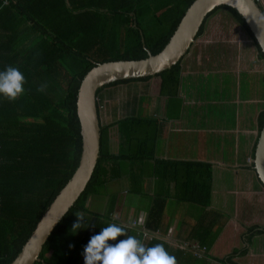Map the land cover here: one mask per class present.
<instances>
[{
  "label": "trees",
  "instance_id": "16d2710c",
  "mask_svg": "<svg viewBox=\"0 0 264 264\" xmlns=\"http://www.w3.org/2000/svg\"><path fill=\"white\" fill-rule=\"evenodd\" d=\"M193 1L0 0V71L14 66L26 78L25 91L15 101L0 95V264H9L17 257L47 207L78 166L81 127L76 101L84 76L100 63L136 60L158 53ZM215 13H221L222 19L228 18L252 40L258 58L264 63V55L241 17L225 6L206 14L194 40L203 34L207 20ZM181 72L179 60L154 75L121 79L97 89L100 143L95 167L84 190L54 226L33 264H84L82 253L90 237L113 222L127 226L128 234L140 239L142 235L134 227L125 225L120 218L113 220L114 204L103 213L88 207L92 197L99 195L108 182L120 179L122 163L166 162L154 158L156 135L151 142L148 129L143 130L141 125L146 117L138 111L125 113L123 109L117 113V119L111 120L114 108H123L120 101L128 95L114 91L118 85L131 84L138 107L152 96L173 99L178 94ZM155 80L156 93L148 90L149 82ZM43 85H46L44 91H38ZM263 121L264 110L258 116L259 129ZM114 137L115 149L111 145ZM168 162L179 168L175 167L173 178L164 179L176 181L179 176L183 193L176 194L174 199L179 201L176 203L168 202L170 193L166 187L153 193L145 228L158 234L150 240L147 237L144 243L147 246L164 243L177 264H238L234 257L245 255V248L234 247L221 256L209 252L224 225L220 212L209 208V164ZM190 166L200 169L192 172ZM185 202L195 207L197 216L193 221L187 216L189 209ZM166 207L175 214L179 209H187L181 213L180 229L170 238H166L167 230L162 225ZM76 212L83 213L85 220L82 228L73 233L71 227L78 220ZM248 230L251 231L248 246L253 236L264 234V227L259 225ZM180 235L193 241L195 247L180 248L173 240Z\"/></svg>",
  "mask_w": 264,
  "mask_h": 264
},
{
  "label": "crops",
  "instance_id": "0c3cea01",
  "mask_svg": "<svg viewBox=\"0 0 264 264\" xmlns=\"http://www.w3.org/2000/svg\"><path fill=\"white\" fill-rule=\"evenodd\" d=\"M217 14L222 19V14ZM236 28L235 33L226 38L222 35L211 38L203 33L197 37L202 38L198 45L192 42L181 60L180 87L173 99L154 96L138 107L136 92L131 84L116 87L114 93L118 90L128 95L120 101L123 108H114L111 117L117 119V113L123 109L125 113L127 110L129 114L138 111L143 118L146 117L141 125L143 130L148 129L150 141L156 135L154 158L166 162L161 165L152 160L122 163L120 179L108 182L93 200L106 203L107 208L114 204V212L117 209L123 212L121 205L126 207L127 204L126 212H130L132 207L122 187L137 193L142 204L123 214L129 223L139 212L148 213L153 193L161 191L163 187L168 188L170 193L168 202H179L175 196L183 193V183L179 176L176 181H165V177L173 178L175 167H178L168 161L208 163L211 169L209 208L217 209L226 217L210 246V254L221 256L234 247L245 248V255L234 257L236 263L264 264V245L260 242L264 234L253 236L250 246L246 244L251 232L248 227H264V187L251 164L259 130L258 116L264 110V80L260 83L264 78V63L258 58L252 40ZM219 33H223V30ZM196 57H200V66H197ZM205 81L210 87L208 89L205 84L206 89L203 90L201 85ZM218 82H222L221 90L218 89ZM143 105L144 111L141 112ZM116 144L114 137L111 141L114 149ZM188 169L194 172L200 168L190 166ZM196 179L200 183L201 180ZM185 204L189 209L187 216L193 221L192 218L197 216L195 207ZM187 209H179V213L175 214L168 207L165 208L162 225L167 230L166 238L177 234L180 219L183 218L181 213L184 214ZM173 240L180 248L195 247L193 241L181 235Z\"/></svg>",
  "mask_w": 264,
  "mask_h": 264
},
{
  "label": "water",
  "instance_id": "95a60500",
  "mask_svg": "<svg viewBox=\"0 0 264 264\" xmlns=\"http://www.w3.org/2000/svg\"><path fill=\"white\" fill-rule=\"evenodd\" d=\"M222 6L233 9L241 17L264 55V13L257 0H194L175 32L158 53L136 60L100 63L88 71L80 83L76 101L81 127V154L78 166L47 207L17 257L9 264H33L39 259L38 255L48 235L89 181L98 158L100 143L97 89L117 80L150 76L170 68L187 54L206 14ZM252 168L264 187L260 180V175H264V121L254 142Z\"/></svg>",
  "mask_w": 264,
  "mask_h": 264
},
{
  "label": "clouds",
  "instance_id": "9594fccd",
  "mask_svg": "<svg viewBox=\"0 0 264 264\" xmlns=\"http://www.w3.org/2000/svg\"><path fill=\"white\" fill-rule=\"evenodd\" d=\"M25 83L26 78L17 67L7 66L5 70L0 71V95L9 101H15L24 93ZM45 87L46 85L41 86L38 91H44ZM260 180L264 183V175H260ZM140 213L146 217L145 212H139L138 215ZM76 216L78 220L71 227L73 233L82 228L85 220L81 212H76ZM116 219L117 216L114 213L113 220ZM139 223V221L135 222V224ZM121 236L125 238L118 239ZM110 241H115V243H110ZM82 255L84 264H177L176 257L167 251L164 243L147 246L142 239L129 235L127 226L114 222L90 237L84 246Z\"/></svg>",
  "mask_w": 264,
  "mask_h": 264
},
{
  "label": "rangeland",
  "instance_id": "374dc122",
  "mask_svg": "<svg viewBox=\"0 0 264 264\" xmlns=\"http://www.w3.org/2000/svg\"><path fill=\"white\" fill-rule=\"evenodd\" d=\"M257 4L263 10V13H264V0H257ZM205 26L206 27H205L203 33L205 35H209L211 38L216 37L217 35H222L223 38H226L228 36L233 35L235 33V31L237 30V28L234 25V23H232L228 18H225V19L218 18V14H216V13H215V15L211 16L207 20V23H206ZM221 29L223 30V33H219V31ZM235 39L236 38H234V42H235ZM201 40H202V38L199 37V38H197L196 40L193 41V44L194 45H198ZM230 46H232V45L230 44ZM232 47H234V46H232ZM200 57L199 58L196 57V59H195V60H197V66H200L198 64ZM263 80H264V78L262 77V80H260V83ZM205 84L208 85V83H206V81L204 83H202V85H201L202 88H203V90L206 89L205 88ZM155 85H156V87L158 85V82L156 80H155V82L152 81V83L150 84V89H148V90L151 91V92L156 93V88L154 87ZM217 85H219V87H220L218 89L221 90L222 89V82H218ZM209 87L210 86L208 85V89H209ZM120 93L121 94H125V92H120ZM152 97H154V96H152ZM145 105H147L146 102H145ZM142 110L144 111V105L141 107V112H142ZM112 120H114L113 117H112ZM118 187L119 186H115L114 188H118ZM122 190H124V191L127 192V202L132 207L131 208V211H133V209H135L136 207H139L142 204V199H141V197L137 193L129 192V190H125L124 187H122ZM120 195L123 196V193H120ZM93 199H94V197H92V201L88 205V207H89V209L91 211H93V212H100V211H105L106 210V208H107V204L106 203H102L100 201H96V200H93ZM121 206L124 207L123 212H121L120 210L117 209L115 211V214H116L117 218H120L121 220H123L125 218L123 214L124 213L128 214L131 211L129 212L127 210V212H126L127 204H126V207L124 205H121ZM148 207H149V203L147 204V208ZM215 210H217V209H215ZM218 212H220V211H218ZM220 214L222 215V220L224 221L226 219L225 215L222 214L221 212H220ZM122 223H124L125 225H129L127 218H125V220H123ZM222 236H224V235L222 234ZM260 242H261V244L264 245V236H261L260 237ZM213 249H214V247H213Z\"/></svg>",
  "mask_w": 264,
  "mask_h": 264
},
{
  "label": "built area",
  "instance_id": "2783aa9c",
  "mask_svg": "<svg viewBox=\"0 0 264 264\" xmlns=\"http://www.w3.org/2000/svg\"><path fill=\"white\" fill-rule=\"evenodd\" d=\"M145 215L143 213H140L137 217H134L131 219V221L129 222V226H131L132 228L134 227L137 231V234H141L142 236L140 237V239H142L143 241L149 237L152 238L154 235H157L158 232H154L153 231H149L145 228ZM139 221V224H135V222ZM133 224H135V226H133Z\"/></svg>",
  "mask_w": 264,
  "mask_h": 264
}]
</instances>
